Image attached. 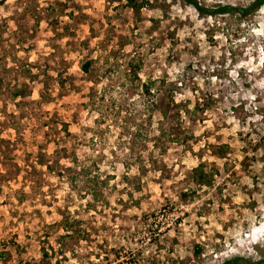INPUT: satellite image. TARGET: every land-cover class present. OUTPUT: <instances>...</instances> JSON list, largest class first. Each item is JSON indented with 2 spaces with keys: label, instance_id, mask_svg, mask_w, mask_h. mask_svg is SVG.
<instances>
[{
  "label": "rangeland",
  "instance_id": "1",
  "mask_svg": "<svg viewBox=\"0 0 264 264\" xmlns=\"http://www.w3.org/2000/svg\"><path fill=\"white\" fill-rule=\"evenodd\" d=\"M144 1L0 0V264L264 262V6Z\"/></svg>",
  "mask_w": 264,
  "mask_h": 264
},
{
  "label": "trees",
  "instance_id": "2",
  "mask_svg": "<svg viewBox=\"0 0 264 264\" xmlns=\"http://www.w3.org/2000/svg\"><path fill=\"white\" fill-rule=\"evenodd\" d=\"M123 1V0H119ZM126 2V5L130 7L134 11H139L141 8H143L146 5V2L144 0H124ZM186 5L191 6L194 8V10L197 12L200 16H209V17H215L219 15H237L239 19L246 17V15L256 13L262 6H264V0H248L249 3L247 6H231V5H218L216 7L207 8L204 6H201L197 0H180ZM247 1V0H246ZM90 63L87 62L83 66V71L87 72L89 69ZM139 70V66H134L132 64H129V71L132 73L133 77L137 78V71ZM143 93L149 95L150 93V87L148 85L142 84L141 85ZM22 92H16L14 94V97H20L22 96ZM256 111H258V118H259V124L262 127L263 135L259 137V142L264 141V106L255 108ZM252 141L249 142V145L251 146ZM255 142L253 143V147H255ZM228 153V147L227 146H218L216 151L214 152V155H217L220 158H224ZM252 162V160H249L248 156H244L241 164L242 167L248 166V164ZM235 173V172H231ZM217 175V170H206V166L203 163H200L195 168L191 170L190 173V180L194 185L197 187H211L212 183L214 181V177ZM182 197L186 198L187 195L185 193L182 194ZM66 231L67 228H66ZM201 253L200 249L197 248V251L195 252L196 255H199ZM49 255L45 250H42V259L41 261L37 262L38 264H51L49 261ZM58 262L56 261V264ZM221 264H264V262H251L248 259L241 258V257H234L229 260L224 261Z\"/></svg>",
  "mask_w": 264,
  "mask_h": 264
}]
</instances>
